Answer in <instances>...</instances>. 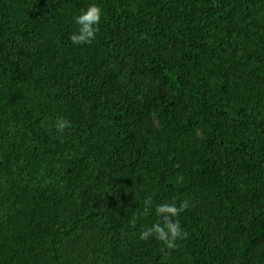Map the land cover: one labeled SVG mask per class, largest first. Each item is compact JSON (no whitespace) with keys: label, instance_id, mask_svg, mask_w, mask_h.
Returning <instances> with one entry per match:
<instances>
[{"label":"trees","instance_id":"trees-1","mask_svg":"<svg viewBox=\"0 0 264 264\" xmlns=\"http://www.w3.org/2000/svg\"><path fill=\"white\" fill-rule=\"evenodd\" d=\"M0 264H264V0H0Z\"/></svg>","mask_w":264,"mask_h":264},{"label":"clouds","instance_id":"clouds-1","mask_svg":"<svg viewBox=\"0 0 264 264\" xmlns=\"http://www.w3.org/2000/svg\"><path fill=\"white\" fill-rule=\"evenodd\" d=\"M103 15L102 9L96 4H90L86 10H82L75 17L74 23L79 26L78 31L71 35L70 39L74 45L89 44L95 38ZM69 121L63 117H58L54 122V127L58 133H63L69 127ZM146 203H148L146 201ZM183 205L177 208L175 204L163 203L156 206L155 211L162 218L163 223H154L150 228L141 233V238L154 235L155 238L168 248L175 246V241L183 236L180 224L170 219L181 211Z\"/></svg>","mask_w":264,"mask_h":264}]
</instances>
